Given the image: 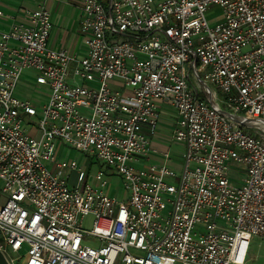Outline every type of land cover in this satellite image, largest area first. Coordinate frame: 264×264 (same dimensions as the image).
I'll list each match as a JSON object with an SVG mask.
<instances>
[{
    "label": "built area",
    "instance_id": "obj_1",
    "mask_svg": "<svg viewBox=\"0 0 264 264\" xmlns=\"http://www.w3.org/2000/svg\"><path fill=\"white\" fill-rule=\"evenodd\" d=\"M27 1L0 9L8 263L245 264L250 238L264 237V0H82L81 58L48 45L49 0ZM211 5L223 12L215 27ZM24 71L48 88L40 108L13 95ZM159 102L177 114L178 175L168 149L162 164L146 162ZM58 139L119 176L126 203L105 194L101 171L92 185L74 161L56 162Z\"/></svg>",
    "mask_w": 264,
    "mask_h": 264
},
{
    "label": "rangeland",
    "instance_id": "obj_2",
    "mask_svg": "<svg viewBox=\"0 0 264 264\" xmlns=\"http://www.w3.org/2000/svg\"><path fill=\"white\" fill-rule=\"evenodd\" d=\"M4 4L13 3L18 5H28L33 8V5L27 4L23 0H0ZM82 4V0H54L49 5V12L52 16V21L55 24L56 31L62 29L61 36L65 35L66 32L70 31L74 35L79 37V29L77 17L79 14V8ZM60 20H63L62 27L60 28ZM205 20L210 27H215L223 21L222 9L216 5H211L205 12ZM60 28V29H59ZM79 42V41H78ZM79 46L83 48L81 41ZM48 88L45 86H38L35 84L34 76L31 72L24 71L21 75L19 81L14 90V97L19 100H27L36 108H40L46 103L48 99ZM159 113V118L157 126L155 129V138L159 140L164 146L169 148L170 161L169 167H171L177 175L180 172L179 165L183 163L181 156L185 152V148L176 142H170L171 134L173 128L177 124V114L176 111L167 105L161 106L157 110ZM181 124V122H179ZM24 128L27 130L26 133L32 137L36 138L39 136V130L37 126L26 125ZM55 161L70 163L74 161L77 168L84 170L89 175V183L92 185L97 184L94 180V176L97 172L101 171L105 180L107 181V186L103 189L105 194L113 196L116 198L118 203L125 204L127 193L124 190L123 181L119 176H107L108 174L102 170L103 163L98 161L93 156H88L85 153L76 150L72 146L68 145L61 139L55 140ZM156 164H162L163 158L161 160H156ZM50 169H53V165L47 163ZM136 168H140L141 165L135 164ZM63 178L69 182V184L74 183V173L71 170L65 169L63 171ZM171 183H175V180H171ZM4 198L0 192V204H2ZM118 208V206H117ZM92 216H87L82 222V228L84 230H90L92 228ZM91 242H89L90 244ZM7 258L17 257V259L24 256V250L17 254H11L7 252ZM17 264H21L18 262ZM245 264H264V237L253 236L250 238L248 246L247 261Z\"/></svg>",
    "mask_w": 264,
    "mask_h": 264
},
{
    "label": "crops",
    "instance_id": "obj_3",
    "mask_svg": "<svg viewBox=\"0 0 264 264\" xmlns=\"http://www.w3.org/2000/svg\"><path fill=\"white\" fill-rule=\"evenodd\" d=\"M23 1H26L27 4H31V5L34 6L33 2H30V1H27V0H23ZM53 1L54 0H49L48 7ZM15 5L16 4H13L11 2L8 3V4H4V5L2 4V6H0V9L3 12H5V13H11L10 9H13L14 7H16ZM19 6L20 7L22 6V7L30 8L28 5H24L23 6V5L20 4V5H18V7ZM81 19H82V4H81V6L79 8V14H78V17H77L78 29L80 27ZM50 21H51V24H52V28H51V31H50V34H49L48 45L51 48H53L54 50H56V51L65 50L67 53L73 54L77 58L84 57L86 55V45H85V40H84L83 36L80 34V31H79V37L77 35H74L70 31L66 32L65 35L61 36L62 29H60V28L62 27V24H63L62 21L63 20H60V24H59V26H60L59 29L60 30H58V31H56V29H55V24L52 21V16L51 15H50ZM6 29H7L6 25L0 23V30L4 31ZM78 41L79 42L81 41V43L83 44V48H81L79 46V42ZM164 105L169 106L168 104H166L164 102H159L157 104L158 109L161 108V106H164ZM149 148H150V152L148 154V160L146 161V162H148V164H156L155 162H156L157 159L161 160L162 153L165 152L167 149L169 151V148L168 147L166 148L164 146V144L161 143L159 140H157L155 137H151V138L149 137ZM168 164H169V162H167V166L169 167ZM180 166L181 165H179V169H180ZM169 168H171V167H169Z\"/></svg>",
    "mask_w": 264,
    "mask_h": 264
},
{
    "label": "water",
    "instance_id": "obj_4",
    "mask_svg": "<svg viewBox=\"0 0 264 264\" xmlns=\"http://www.w3.org/2000/svg\"><path fill=\"white\" fill-rule=\"evenodd\" d=\"M0 264H9L1 251H0Z\"/></svg>",
    "mask_w": 264,
    "mask_h": 264
}]
</instances>
